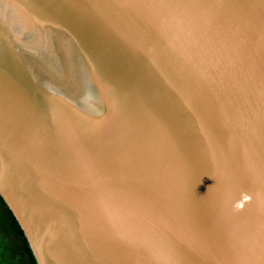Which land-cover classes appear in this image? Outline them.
Masks as SVG:
<instances>
[{
  "label": "water",
  "instance_id": "water-1",
  "mask_svg": "<svg viewBox=\"0 0 264 264\" xmlns=\"http://www.w3.org/2000/svg\"><path fill=\"white\" fill-rule=\"evenodd\" d=\"M0 198L36 264H264V0H0Z\"/></svg>",
  "mask_w": 264,
  "mask_h": 264
},
{
  "label": "trees",
  "instance_id": "trees-1",
  "mask_svg": "<svg viewBox=\"0 0 264 264\" xmlns=\"http://www.w3.org/2000/svg\"><path fill=\"white\" fill-rule=\"evenodd\" d=\"M0 264H36L21 230L1 198Z\"/></svg>",
  "mask_w": 264,
  "mask_h": 264
}]
</instances>
